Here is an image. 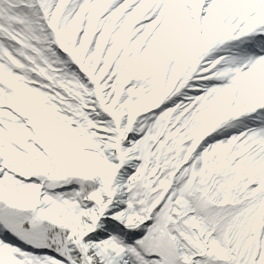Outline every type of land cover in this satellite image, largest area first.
<instances>
[{
  "label": "snow or ice",
  "instance_id": "1",
  "mask_svg": "<svg viewBox=\"0 0 264 264\" xmlns=\"http://www.w3.org/2000/svg\"><path fill=\"white\" fill-rule=\"evenodd\" d=\"M0 264H264V0H0Z\"/></svg>",
  "mask_w": 264,
  "mask_h": 264
}]
</instances>
